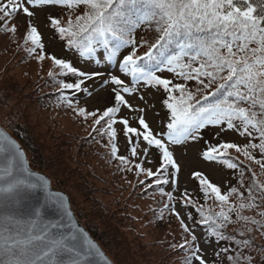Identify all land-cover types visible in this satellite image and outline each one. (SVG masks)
Segmentation results:
<instances>
[{"label":"snow or ice","instance_id":"6c2138e0","mask_svg":"<svg viewBox=\"0 0 264 264\" xmlns=\"http://www.w3.org/2000/svg\"><path fill=\"white\" fill-rule=\"evenodd\" d=\"M41 5L68 9L67 20L49 17L51 27L65 41L67 49H74L81 59L93 62L101 59L98 53L102 52L105 63L117 66L115 74L108 72L103 79L104 85L112 86V106L88 111L64 95L65 90L87 92L85 82L104 77L105 73L85 71L67 59L46 54L41 33L30 19L23 37L24 51L39 62L51 61L47 75L59 84L60 99L77 116L92 118L93 131L108 137L105 147L123 166L121 171L135 170L137 176L152 178L151 184L146 179L138 183L146 191L155 186L162 197H167L160 218L165 209L169 210L190 237L172 245L186 252L184 264H193L194 260L206 264L199 254L197 237L175 207L177 197L163 187L169 182L175 186L180 170L170 146L202 139L201 130L208 126L220 129L217 137L234 130L241 137L247 136L248 142L239 145L223 140L205 141L202 158L235 170L243 187L244 169L234 162L239 159L232 157L230 150L234 149L245 160L258 165L259 175L264 176V0H2L0 30L15 33L16 26L9 27V19L19 11L32 17L34 12L28 6ZM78 9L82 11L73 16ZM141 26L155 33L151 41L145 36L137 40L135 33ZM143 47L147 51L138 54ZM123 50L127 52L119 58ZM164 72L183 82L164 77ZM189 81H195L193 88L188 87ZM141 86L163 89L166 93L163 104L168 110L167 131L154 132L146 122L145 109H134L126 99ZM122 106L139 113L138 127L130 126L127 118H117ZM117 123L123 126L129 140L131 157L139 155L142 141L146 143L142 149L145 158L150 148L158 150L160 162L155 171L142 163L133 165L128 157L118 155L114 128ZM256 152L260 158L254 155ZM248 171L252 177L244 192L236 186L222 191L204 174H192L199 181L205 201L214 198L218 211L198 205L187 192L180 198L185 205L196 208L198 222L205 226L210 239L234 246L235 254L228 256L230 264H257L252 255L241 251L253 246L245 233L258 231L264 236V181L250 166ZM33 192L43 193L44 200L26 211ZM49 202L69 219L68 223L44 216L43 207ZM244 210H255L256 215H245ZM71 217L66 197L52 192L47 178L29 169L19 144L0 131V264H93L94 257H99L103 264H111ZM233 223H241V229L234 231L243 238L226 234ZM229 247L220 251L228 252ZM259 251L264 254V247ZM259 264H264V255Z\"/></svg>","mask_w":264,"mask_h":264},{"label":"rangeland","instance_id":"374dc122","mask_svg":"<svg viewBox=\"0 0 264 264\" xmlns=\"http://www.w3.org/2000/svg\"><path fill=\"white\" fill-rule=\"evenodd\" d=\"M28 7L30 11L34 12L32 17H28L25 13L19 11L9 19V27L16 26L15 33L0 30V79L3 81L2 75L8 76L16 81L17 91L35 94L34 104L26 110L23 105L26 100L19 103V95L3 83L5 88L0 90V121L7 122L14 118L25 124L27 119V122L35 131H47L46 136L48 138L43 139L41 145L45 142L51 146L56 144L57 147H52L50 151L43 149L44 155L55 156V153H59L64 161L63 163L66 164L69 161L71 170L68 169L63 173L62 183L69 188V192L74 197L73 201L84 210L92 213H95V211L103 212L104 223L110 222L112 228H114L115 239L113 244L116 247L112 250L116 252V255L124 264H184L186 252L179 248H173L172 245L180 244L183 239H190V237L183 232L179 221L175 215L170 214L169 210L165 209L163 218H160V210L163 208L167 197H162L155 186L146 191L144 185L138 183L139 180L146 179L144 174L137 176L135 170L121 171L123 166L109 155V148L105 147L107 142L105 138V140L98 138V145L88 144L86 141H84V144L79 142L77 137L81 139L92 128V118L85 120L77 116L72 108H69L63 102H61V106L43 107L38 105L39 97H36V93L31 91L32 87L52 68V64L47 59L39 62L29 57L24 51L23 37L27 31L29 19L41 33L46 54H54L57 58L67 59L74 66L85 71L97 70L105 73L104 77L93 78L85 82L89 86L88 91L82 92V98L78 96L79 99L73 101L75 105L85 107L88 111H94L101 107L105 94L112 87L111 85H104L103 79L106 78L108 72L115 74L117 66L105 63L102 54L99 55L101 59L98 62H93L92 60L81 59L74 49L66 48L65 41L58 37L49 20L50 16L67 20L68 9L66 7L59 5ZM80 11L82 9L73 12V16L79 14ZM2 24L3 20H0V25ZM143 34L145 32L140 33V36H145ZM135 36L137 38V33ZM126 52L127 50H123L120 57ZM162 75L167 78L171 73L164 72ZM122 78L126 81L129 80L127 77ZM29 81L32 82L31 86L26 85V82ZM190 85L191 82L188 87L193 88L195 83L191 87ZM37 87L36 92H41V88H39L41 85ZM68 94H73L72 90ZM141 96L143 99L140 98ZM126 99L134 109H145L146 122L154 132L167 131L168 110L163 104V89L141 86L135 94L126 95ZM117 115L127 118L132 127L138 124L139 113L131 111L127 107L122 106ZM0 127L4 129L1 123ZM116 127L120 133L118 142L124 148L128 142L120 132L123 130V126L117 123L114 125V128ZM4 130L7 132L6 129ZM218 132H220L218 127L208 126L201 130L202 139L188 140L180 145L170 146L180 170L177 174V184L175 186L171 182L163 185L165 191H171L177 197L175 207L189 226L192 234L197 237V243L201 248L199 254L202 255L206 264H222L223 260L219 256L217 259L214 253L218 251L220 254V247L225 248L229 245L226 241L217 243L214 238L210 239L201 225L194 223V221L198 222L200 219L196 208L185 205L180 199L187 192L198 205H204L213 211L219 210L214 198L205 201L199 188V181L192 174L194 172L204 174L210 182L218 185L222 191H227L229 187L236 186L241 192H244L252 177V173L248 171L249 166L252 171L257 172L258 179L264 181V176L259 175V166L245 160L234 149L230 150V153L239 157L234 162H237L244 169L243 187L240 183L241 178L235 170H230L222 164L206 161L202 158L201 153L206 147L205 141L218 143L223 140L239 145L248 142L247 136L241 137L234 130L222 132L217 137ZM143 147H146V143L142 141L138 148L139 155L134 158L135 160L133 158L130 160L142 163L143 167L155 171L160 162L157 163V160H159L158 151L154 147L150 148L145 158L142 152ZM254 155L260 158L258 152ZM48 158L50 160V157ZM241 161L243 163H240ZM48 179L50 180L49 177ZM151 181L152 178L146 179V183ZM56 190L63 191L61 189ZM63 192L68 196L65 191ZM82 193L85 194V199H83ZM245 195H247L246 192ZM68 199L70 202L69 196ZM232 199H235V197H232ZM191 209H194L197 213L196 220H193L195 218L192 215L189 219L188 211L190 212ZM243 214L256 215V211L244 210ZM257 218L259 219V217ZM233 219H235L234 214ZM239 229H241V223H233L228 226L225 232L226 234H235L237 239H241L243 237L239 235V232L234 231ZM245 236L252 239V245L257 242L259 247L256 251L252 246L251 249H242V252L252 255L259 264L261 256L264 255L259 251L264 247V236H261L258 231H253L251 234L245 233ZM229 252L234 253L230 250ZM106 256L108 255L106 254ZM193 264H198V262L194 260Z\"/></svg>","mask_w":264,"mask_h":264},{"label":"trees","instance_id":"16d2710c","mask_svg":"<svg viewBox=\"0 0 264 264\" xmlns=\"http://www.w3.org/2000/svg\"><path fill=\"white\" fill-rule=\"evenodd\" d=\"M142 32H145V34H143V35H145L146 38L150 39V41L152 38H154V35H155L154 32L149 31L145 26H141L136 31L137 38H138L137 40H139V37H141L140 33H142ZM144 51H147L146 47L140 48L138 50V54L143 53ZM101 54L103 55L102 52L98 53V55H101ZM119 58H122V57H119ZM47 73L43 77H41V79L39 80V82L35 86L32 87L31 91L36 93V97H39L38 98V105H41L43 107L61 106V102H63V101L60 99L61 93L58 91L59 84L56 81H54L52 78H50L47 75ZM2 78H3V81H2V79H0V90H4V88H5V87H3V83H4L6 87H8L9 89H11L15 93H17V95H19V99H20L19 103L22 100H26V102L23 105H24V108L26 110H28V108H30V106L34 104V95L35 94L33 95V94H28V93H25L22 91H17L18 88L16 86L15 80H13V79L9 78L8 76H5V75H2ZM167 78L174 79V82H183L179 78H174L173 74H171ZM57 79H63V77H57ZM69 79H72V78H69ZM190 82H191V85L195 83V81H189L188 84ZM31 84H32V82H30V81L26 82L27 86H29V85L31 86ZM38 85H41V87H39V88H41V92H39V93L36 92L38 90V87H37ZM191 85H190V87H191ZM84 87L89 88V86L87 84H85ZM214 87H215V85H213V88ZM22 90H23V88H22ZM209 90H211V89H209ZM69 91H71V90H65L64 95L69 96V98L73 99V101L74 100L77 101L79 99L78 96L81 97V95H82V92H77V93L72 92L73 94L69 95L68 94ZM165 98H166V93H164V91H163V99H165ZM209 99L211 100L212 98H209ZM113 102H114L113 101V94H112L111 90H108L107 93L105 94V97L103 99L101 107H98L97 109L102 111L104 108H106L108 106H112ZM117 117H118V119L122 118L121 115H117ZM26 122H27V119H26ZM26 122H25V124H23L22 122L14 119V118L8 120L7 122H4L3 120L0 121V123L4 127V129H6L7 132L10 135H12V137L21 145V147H22V149H23V151L27 157L28 165L30 166V168L46 174L50 178L51 186L53 188L61 189L68 194V196L70 198V207H71L72 211L74 212L75 216L77 217L78 221L80 222V224L87 230V232L100 245V247L105 251V253L108 255V257L112 260V262H114L115 264H124L116 255V252L112 250V249H115V247H116L113 244L114 243L113 240L115 239L114 228H112L113 226L110 224V222L104 223L105 219L102 218L103 212L102 211H99V212L95 211V213H92V212H88V211L84 210V208H82L79 204H76L73 201L74 197L69 192V188H67V186L62 183L63 181L61 179H62L63 173H65L68 169L71 170L69 161L66 164L63 163L64 161H63V159L59 153H55V156L44 155L43 149L50 151L52 149V147H55V148L57 147L56 144L51 146V145H49V143L43 142L41 145V141L45 138H48L46 136L47 131L46 130L35 131L34 128L28 122L27 123ZM134 126L138 127V124H136ZM97 127H100V126H97ZM115 129L117 132L115 143L118 147V155H123V156L128 157L129 159H131V158L134 159L135 157L130 156L128 138L125 137L128 143H127L126 147L122 148L118 142V137L120 134L119 129L117 127ZM120 132L124 135L123 130ZM77 138H78L79 142L83 143V144H84V141H86L88 144L98 145V138H103V139L105 138L107 140V142L105 144L108 143V137L106 135L102 136L98 132L93 131V128H91L86 134H84V136H82L81 139L79 137H77ZM254 142H258V141H254ZM156 151H158V150H156ZM231 155L234 158L237 157L234 154H231ZM48 157H50V160ZM158 162H159V160H157V163ZM133 163H139V162L133 161ZM151 183H152V181L149 182L148 184H151ZM81 191H82V189H81ZM82 195H83V199H85V194L82 193ZM188 213H190L195 218L193 220L197 219V216H196L197 213L194 209H191V211L190 212L188 211ZM194 223L201 225V227L203 228V231L206 232V228L204 225H202L196 221H194ZM108 229H110V230H108ZM222 247H220V249H222ZM258 247H259V244L257 242H254L253 248L255 251L258 249ZM229 250L234 252V253H230L229 251L225 252V253L222 252L223 256L221 255V251H220V254H218L219 253L218 251L216 253H214L216 255L217 259L219 256V258L223 260L222 264H230V261L228 260V256L235 254L234 246L229 247ZM255 260H257V259L255 258Z\"/></svg>","mask_w":264,"mask_h":264},{"label":"water","instance_id":"95a60500","mask_svg":"<svg viewBox=\"0 0 264 264\" xmlns=\"http://www.w3.org/2000/svg\"><path fill=\"white\" fill-rule=\"evenodd\" d=\"M0 131H3L4 133H6L9 137H11L13 140H15L12 136H10L2 127H0ZM16 141V140H15ZM17 142V141H16ZM18 143V142H17ZM19 144V143H18ZM21 150L23 151L21 145L19 144ZM24 152V151H23ZM25 154V153H24ZM26 157V155H25ZM27 159V157H26ZM29 166V165H28ZM29 169L33 172V173H36L38 176L39 175H42L44 177L47 178L48 182H49V188L52 192L54 193H61L63 194L64 197H66L67 199V203H68V207H69V210L71 211L72 213V217H71V220L75 221L78 226L84 230V232H86L88 234V236L96 243V245L100 248V250L104 253V251L101 249V247L98 245V243L94 240V238L87 232V230L80 224V222L78 221L77 217L75 216L74 212L72 211L71 207H70V202H69V199H68V196L63 192V191H60V190H56V189H53L50 185V180L48 179V177L40 172V171H37V170H33L30 168L29 166ZM44 200V195L43 193L41 192H33L29 198H28V201L25 205V210H29L31 206H34V205H38L40 204L42 201ZM43 214L45 217H47L48 219H53V220H56V221H63L64 223H68L69 222V219L66 218V217H63L61 211L51 202H49L46 206L43 207ZM104 256L107 258L108 261L111 262V264H114L109 258L108 256H106V254L104 253ZM93 264H103L102 260L99 258V257H94L93 258Z\"/></svg>","mask_w":264,"mask_h":264}]
</instances>
